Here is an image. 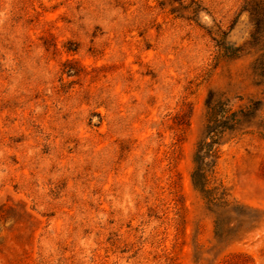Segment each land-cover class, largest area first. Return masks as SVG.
Masks as SVG:
<instances>
[{
  "label": "rangeland",
  "instance_id": "rangeland-1",
  "mask_svg": "<svg viewBox=\"0 0 264 264\" xmlns=\"http://www.w3.org/2000/svg\"><path fill=\"white\" fill-rule=\"evenodd\" d=\"M0 264H264V0H0Z\"/></svg>",
  "mask_w": 264,
  "mask_h": 264
},
{
  "label": "trees",
  "instance_id": "trees-1",
  "mask_svg": "<svg viewBox=\"0 0 264 264\" xmlns=\"http://www.w3.org/2000/svg\"><path fill=\"white\" fill-rule=\"evenodd\" d=\"M229 112H230V110L226 109L225 105H220L218 107H213L212 109H210V116L208 118V122L210 124L209 128H210V134L212 136H216V134L218 132L220 133L219 129H220L221 126L218 127V125H217V123L220 122L218 120V118H222L225 115H230L231 113H229ZM230 120L232 122H234V123L237 121V119H235V116L233 117V114L230 115ZM222 128H224L226 130H232L231 127H227V126L226 127H222ZM211 143L214 144L213 139H212ZM209 152H211V149L209 150ZM200 173H201V176L203 175L204 183H200L202 181H200L198 179V176H200ZM192 182H193V185L196 188V190H198L200 193L203 194V193L210 192V189H208V187L206 186L207 174L204 171H199V172L195 171L194 174L192 175Z\"/></svg>",
  "mask_w": 264,
  "mask_h": 264
}]
</instances>
